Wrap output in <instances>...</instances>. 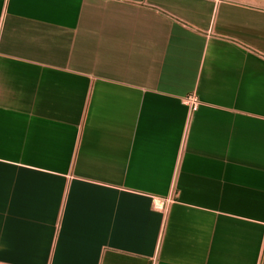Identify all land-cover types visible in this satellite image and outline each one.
Here are the masks:
<instances>
[{
    "label": "crops",
    "instance_id": "0c3cea01",
    "mask_svg": "<svg viewBox=\"0 0 264 264\" xmlns=\"http://www.w3.org/2000/svg\"><path fill=\"white\" fill-rule=\"evenodd\" d=\"M0 264H264V0H0Z\"/></svg>",
    "mask_w": 264,
    "mask_h": 264
},
{
    "label": "built area",
    "instance_id": "2783aa9c",
    "mask_svg": "<svg viewBox=\"0 0 264 264\" xmlns=\"http://www.w3.org/2000/svg\"><path fill=\"white\" fill-rule=\"evenodd\" d=\"M187 101L192 103V105L196 104V99L194 97L187 98Z\"/></svg>",
    "mask_w": 264,
    "mask_h": 264
}]
</instances>
